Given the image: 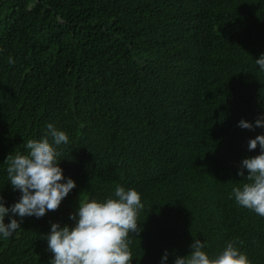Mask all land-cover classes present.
I'll use <instances>...</instances> for the list:
<instances>
[{
	"label": "trees",
	"instance_id": "trees-1",
	"mask_svg": "<svg viewBox=\"0 0 264 264\" xmlns=\"http://www.w3.org/2000/svg\"><path fill=\"white\" fill-rule=\"evenodd\" d=\"M261 54L264 0H0V194L20 199L5 161L49 123L69 136L60 166L77 185L0 237V264H49L51 224H74L79 199L117 184L144 205L132 264L166 251L174 264L195 239L210 256L238 240L264 264V217L229 198L264 134L238 126L264 117Z\"/></svg>",
	"mask_w": 264,
	"mask_h": 264
},
{
	"label": "clouds",
	"instance_id": "clouds-1",
	"mask_svg": "<svg viewBox=\"0 0 264 264\" xmlns=\"http://www.w3.org/2000/svg\"><path fill=\"white\" fill-rule=\"evenodd\" d=\"M8 62L15 63L12 57ZM255 63L264 71V54ZM238 126L249 130L264 127V117L258 118L255 124L241 120ZM68 142L67 133L49 123L43 138L25 142L26 154L15 151L8 155L5 161L8 181L13 191L21 196L7 207L0 194V237L10 238L21 228L25 217L42 218L49 211L59 210L62 201L76 188L75 180L66 179L60 166V146ZM258 146L259 154L243 159L240 165L238 175L247 182L233 187L229 198L264 217V134L248 142L249 151ZM143 208L141 193L119 184L113 195L103 200L79 199L77 211L69 217L74 224L52 223L50 232L44 237L52 253L49 264H132L130 236L134 233L139 236L142 231L139 214ZM9 214L10 222L5 223ZM237 244L242 242L228 241L221 253L210 256L204 250L205 242L195 239L190 246L191 253L177 256L174 264H252ZM168 255L166 251L161 264H165Z\"/></svg>",
	"mask_w": 264,
	"mask_h": 264
}]
</instances>
